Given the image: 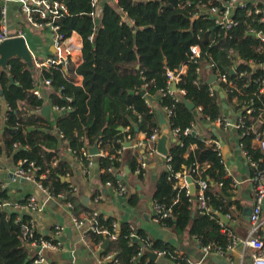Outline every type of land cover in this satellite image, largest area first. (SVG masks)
<instances>
[{"label": "trees", "instance_id": "trees-1", "mask_svg": "<svg viewBox=\"0 0 264 264\" xmlns=\"http://www.w3.org/2000/svg\"><path fill=\"white\" fill-rule=\"evenodd\" d=\"M61 1L69 13L58 18L60 31L65 35L74 31L82 38L83 60L76 72L82 75L83 82L82 86H77L70 76L63 77L55 69L41 71V77L51 79L53 92L48 95L49 102L66 108L54 117V123L42 114L43 98L33 94L38 76L35 77V73L16 57L10 59L7 70L0 69V99L6 104L0 117V153L4 145L14 163L27 159L39 165L41 169L35 173V180L52 196H62L76 203L68 182L61 179L71 172V166L66 160L57 159L60 143L84 164L86 158L82 149L96 145L102 183L110 181L116 187L120 180L108 169L124 168L125 162L129 173L142 179L144 174L135 172L141 155L130 147L138 131L148 136L160 126L158 113L147 104L149 97L155 95L159 96L160 110L171 128L183 129L192 121L203 126L213 123L218 117H225L223 105L226 104L228 113L236 111L244 121L237 128V135L247 157L258 160L264 156L251 143L254 136L251 126L264 112V92L260 91L261 80H264V66H261L264 65V40L247 32L254 19V26L264 33V23L258 22L257 16H247L243 10L236 9L234 15L240 20L239 24L225 30L208 17L191 18L190 11L198 0H112L101 1L97 23L91 14L95 11L91 0ZM193 43H199L203 51L212 56L216 69L222 72H226L232 63L227 58V50L235 51L236 69L244 72L241 76L227 72L235 88L224 92L225 85L220 83L210 95L207 78L195 71L200 62L189 59V47ZM249 62L253 63L252 67ZM182 65L186 71L176 86L185 91L183 97L176 100L170 93L161 94L167 86V71ZM141 88L146 91L144 96L137 94ZM131 90L134 93H130ZM220 91L224 96L221 97ZM186 101L192 102L193 108H188ZM164 107L170 108L169 116ZM247 109H250L249 113ZM119 126L128 127V130H119ZM262 127L259 125V130ZM203 128L208 133L206 138L193 129L188 134L180 133L170 144L165 160L169 167L166 166L157 177L153 200L171 209V215L162 218V226L173 228L177 234L184 231L195 234L201 246L216 244L225 249L229 244L226 230L232 228L225 225L223 231L224 227L219 226L210 214L195 209V201L189 199L186 189L180 187L175 178L176 173L183 172L194 178L191 170L197 167L199 175L208 181L205 195L207 204L217 211L215 216L230 213V177H226L225 162L215 143L218 138L210 128ZM223 130V126L217 127L220 138ZM129 140H132L127 148L129 154L118 159L117 149ZM106 150L108 154H102ZM26 166V163L22 165ZM42 172H45L43 178L40 177ZM0 199H7V192L1 186ZM136 200L137 196L131 195L128 203L133 205ZM30 219L28 214L18 217L14 211L0 212V264H33L37 253L31 255L30 242L39 237L50 240L51 236H43L37 231L31 238L21 237L22 225ZM112 222L113 218L97 214L96 230H89L87 236L94 242L104 240L108 234L101 230L112 231ZM52 238V242H57ZM109 248L116 251L119 264H155L147 251H163V257L177 264H189L187 257L170 244L151 238L144 230L135 229L126 221L119 224Z\"/></svg>", "mask_w": 264, "mask_h": 264}, {"label": "crops", "instance_id": "crops-1", "mask_svg": "<svg viewBox=\"0 0 264 264\" xmlns=\"http://www.w3.org/2000/svg\"><path fill=\"white\" fill-rule=\"evenodd\" d=\"M101 1L105 2L112 0H98L97 7H99V11ZM249 1L264 8V0ZM3 3L6 5L7 9L6 27L9 33L18 34V31L22 32L23 36L26 38L27 44H29L27 41V34L25 32L26 29H23L26 22L20 12L18 3L16 0L0 2V4ZM258 17L259 16H257V21L264 23L260 21ZM254 21L255 20L253 19L252 23H249L250 26L256 30H261V28L257 29L254 26ZM40 30L41 45L46 55L45 57H47L54 51L50 32L45 28ZM73 37L74 39L80 40L82 43V38L78 33H73ZM74 57L75 62L71 67L70 77L73 84L82 86L83 77L76 72V69L83 60L82 50L80 52H76ZM249 64L251 67L253 66L252 62H249ZM32 71L33 74L35 73V77L38 76L36 68ZM210 74H212L211 71L207 68L206 64H204L202 76L207 78V82ZM37 81L38 78L36 77V82ZM52 91L53 89L50 88H42L44 105H51V102L48 100V95ZM158 97V95L149 97V106L152 110H155L158 113L159 121L160 114L162 112L160 110ZM0 101L1 117L2 112H4V109L6 108V104L2 99H0ZM224 105L223 107L226 108L225 118H228L234 124L239 116L238 112L234 111L233 113H228V106L226 104ZM57 114L58 113L55 111L49 109L47 116H49L54 123V117ZM258 116L255 118V122L251 126L252 128H258V126L261 125ZM194 123L196 134L202 138H206L208 135L203 127L210 128V131L214 133L212 130L213 128L218 133L217 127H219V125L214 124V122L206 123L209 124V126H206V124L203 126L199 123ZM262 126L263 127L261 129L263 130V123ZM123 130H128V127ZM134 138L133 143L132 140H129L132 143V146L129 147L133 150V152L137 150L138 153L142 155L143 149L141 147L134 146V142L137 140L144 141L146 133L138 131ZM221 139L225 144H227L229 150L228 160H223L225 162V170L227 174L230 175H226V177L229 176L230 178H235L237 180L235 188L231 187L232 195L229 198V202L231 203L229 205V210H231L229 213L230 218L227 217V222H224L222 226L224 227L225 225H228L232 229L226 230V232H232L238 238H242L246 235L249 229V220L245 216L244 210L251 208L253 203V188L250 180L253 168L250 166L246 156L241 151V148L238 147L239 136L237 135L236 128H224L223 137ZM251 143L252 145H255L252 140ZM127 148L128 146H126L122 151L124 154L122 155V159L126 158V155L129 154V150ZM57 150H59V157H57V159L60 160V158H62L66 160L71 166V172H67L65 176L61 177V179L68 182L69 187L71 186L74 188L73 191H70L75 198V204L70 199H64L62 196H52L36 180L33 181L24 177L16 176L15 170L17 168V163H14L11 154H7L4 145H2L0 153V186L7 192V199H5L6 204L1 206V212L5 211L6 213H9L10 211H14L17 213L18 217L22 216V214L30 215L31 218L35 220L36 231L43 236H52L55 231V227H60V236H63V240H60V247L58 249L42 250L45 264H70L71 262L74 264H111L110 261L105 259V255L107 253L115 251L110 248L107 249L110 245L111 239L106 237L104 240L94 242L90 236H87V232L89 230L84 232L82 228H78L73 223L74 217L91 215L93 212H96L98 215H102L103 217H111L113 218V221H116L119 224L122 221L129 222V224L135 229L144 230L151 238L167 242L179 253L184 254L187 257L189 264H236L237 262H240L241 264H250V248L248 247L237 244L233 249L226 250L223 254H217L214 252L206 253L202 250L203 245L201 246L195 234H190L187 231L177 234L173 228L162 226L161 224H157L153 221V193L157 177L167 166L163 156L153 155L148 158L147 168L144 173H142L144 176L140 180L134 174H130L129 172L125 173L123 178L120 180V183L125 187L126 192L123 196L125 197V200L121 201L118 197L116 187L111 184L106 185L105 183L100 182L99 173L101 169H99L96 161L97 154L91 155L93 163L86 170H84L83 166H81L71 150H68L63 143L59 144V149ZM102 154L107 155L108 150L103 151ZM139 157L140 156H138V161ZM126 165L127 163L125 162L124 166ZM40 177L43 178L44 175L42 176V174H40ZM215 188L219 189V185H216ZM131 195L137 196V200L133 205L128 203V198ZM31 196L34 197L37 203V208L35 210L28 207L21 208V206L25 204L27 199ZM22 200L25 201L21 202ZM212 217L216 219V216ZM225 228L226 227L222 228V230L224 231ZM105 240H108V243L104 246ZM30 253L31 255L37 253L36 248L31 244ZM152 261L163 264H177L172 259L163 256H158L156 260Z\"/></svg>", "mask_w": 264, "mask_h": 264}, {"label": "built area", "instance_id": "built-area-1", "mask_svg": "<svg viewBox=\"0 0 264 264\" xmlns=\"http://www.w3.org/2000/svg\"><path fill=\"white\" fill-rule=\"evenodd\" d=\"M6 2L8 0H0V2ZM19 5L20 12L22 13L25 21L34 28L37 29H47L50 32L52 46L54 51L51 55L45 57L43 60L39 61L34 58L33 55V63L34 68H36L38 73V81L35 84L33 89V93L38 96L42 97V88H50L53 89L51 86V79L44 78L40 76L41 71L45 68L48 69H55L58 70L63 77L70 78L71 74V67L75 62V53L80 52L82 50V43L78 39H74L73 33L70 35H65L63 32L60 31V25L57 23L58 18L62 15H67L69 13L67 7L61 0H16ZM92 6L96 9L98 0H91ZM188 6L190 3L187 4ZM236 9H241L245 12L247 16H259L258 18L260 21L264 22V8L257 6L255 3H251L249 0H198L195 4L194 8L190 11L191 17H198L204 16L208 17L209 19L213 20V23L220 26L225 30H230L236 27L240 20L235 17L234 12ZM1 10V20H0V42L11 38L15 35H22V32L18 31V34H10L7 27H6V15L7 9L6 5L0 4ZM95 18V11L91 13ZM248 33H252L255 36L259 37L260 40H264V33L262 30H256L253 27L247 28ZM24 37V36H23ZM25 38V37H24ZM26 40V38H25ZM189 59L193 62H200L195 69L197 74H202L203 65L206 64L207 68L211 71L213 76H215V80L209 86V93L213 95L215 90H217L218 84H224L225 87L223 91L232 90L235 88V84L231 79L228 77L227 70L232 69L233 73L239 74V76L243 75L244 72L242 70L237 71L236 66L238 61L233 58L235 56V51L232 48L227 50V58L231 60V65L226 68V72H222L216 69V64L212 58V56L207 52L203 51V47L199 43H193L189 47ZM216 69V70H213ZM186 71L185 65L180 66L179 68H175L173 70L167 71V86L165 89L161 90V94L170 93L174 96V98L180 99L183 97L185 91L183 89L176 90L172 89V84H177L180 80V76L184 74ZM263 85L261 86L260 91L264 92V80H261ZM217 86V87H216ZM222 91V92H223ZM53 92V91H52ZM51 92V93H52ZM179 93V96L176 94ZM50 94V93H49ZM67 100H71L70 97L66 98ZM147 104L149 105V99L147 100ZM49 109L59 113L65 110V107H59L57 105H49ZM165 114L169 116L171 114V110L168 107L163 108ZM200 110V107H198ZM42 111V110H41ZM49 112V110H48ZM247 112H250V109H247ZM165 118V117H164ZM259 122L264 124V112H262L259 116ZM208 119V118H206ZM167 125L169 126L168 121L165 119ZM244 123L243 119L238 116L237 121L233 124L231 120L225 117H218L214 120V124L226 127H234L239 128ZM195 127L194 121H192L188 126L183 129L178 127L171 128L170 134L175 139L180 133L188 134L191 132ZM160 126L153 129V131L146 136L144 141L137 140L134 142V146L141 147L143 150V154L139 157V167L135 171L136 173H143L148 164V158L153 155H159L156 152L155 144L156 139L160 133ZM251 131L253 133L252 141L255 143V147L261 150L264 154V129L259 130L257 127L252 128ZM216 145L219 147V140L215 141ZM126 143H121L120 147L117 149V153L119 154L118 159L122 156V151L125 149ZM239 148L246 156L247 161L249 162L250 166L253 168L252 175L250 180L252 182L253 188V203L250 208V213L248 214L249 220V229L246 235L242 238H238L232 232H228L229 236V244L225 249L221 246L216 244H206L202 246V250L204 252H214L217 254H223L226 250L233 249L237 244L243 245L244 247L250 248V264H264V156H262L258 160L249 159L246 155V152L242 149V144L239 142ZM220 149V148H219ZM70 150V149H68ZM221 153V152H220ZM82 155L86 158V164L84 162L79 161L83 169L86 170L89 166L92 165L93 161L91 160V155L88 154L87 149H82ZM168 157H164V160H167ZM24 163L27 164L26 167H22ZM167 167L169 165L167 164ZM41 167L37 165L33 161H28L27 159H20L17 162V168L15 170V174L18 177H24L28 180H35V173L40 170ZM109 171H113L116 175L118 180H121L125 175V167L124 168H117L112 169L111 167L108 169ZM193 173L194 178L192 175L186 172L183 173H176L175 178L178 179L177 184L180 187L186 189V195L189 196V199L194 202V207L201 213L210 214L211 216H215L217 213L216 210L212 209V207L207 204V197L205 195V191L208 187V181L203 176L199 175L198 168L195 167L191 170ZM42 176H45V172L41 173ZM226 175L227 174L226 172ZM230 176V175H229ZM228 176V177H229ZM191 178V183L194 185L195 190L191 193L189 191L186 178ZM106 185H110V181L105 182ZM222 185V182L219 183ZM237 185V180L235 178H230V186L235 188ZM71 187V186H70ZM69 187V188H70ZM72 191L74 190L73 187L70 188ZM118 196L125 195V187L118 181L116 186ZM5 200L0 199V206L5 205ZM28 207L32 210L37 208V203L34 197H29L25 204L21 206V208ZM153 210L154 216L153 221L157 224L162 223V218L168 217L171 215V209L166 208L164 205L158 204L153 200ZM98 213L93 212L91 215H84L82 217H74L73 223L78 227L82 228L84 232L86 230H96L95 226V216ZM226 217L230 218V214H227ZM216 221L219 226L222 227L224 221L216 217ZM119 228V223L116 221L112 222V231H108L106 228L102 229L101 232L104 234H108V237L111 240L116 238V231ZM60 227L56 226L55 231L53 232L50 240L44 239L39 237L37 240H32L30 244L35 248H39L37 251V257L33 260V264H42L44 262V257L42 255V250L45 249H58L61 245V241L58 238L60 236ZM36 233L35 229V220L31 218L28 223L22 225L21 228V237L24 238H31ZM52 237H54L57 242H52ZM158 256H162L164 254L163 251L155 252ZM116 251L109 252L105 255V259L110 261L111 264H119V260L116 258ZM70 264H74L71 262ZM155 264H163L155 261ZM236 264H241L237 262Z\"/></svg>", "mask_w": 264, "mask_h": 264}, {"label": "water", "instance_id": "water-1", "mask_svg": "<svg viewBox=\"0 0 264 264\" xmlns=\"http://www.w3.org/2000/svg\"><path fill=\"white\" fill-rule=\"evenodd\" d=\"M95 22H99V7H97L96 12H95ZM18 58L22 60L28 69L31 71L34 69V63H33V54L31 50L29 49V46L25 40V38L22 35H15L12 36L11 38L5 39L0 42V69L7 70L9 68V61L12 58ZM229 74L233 73L232 69H228ZM33 73V71H32ZM10 80L13 81L12 77H10ZM215 80V76L213 74L209 75L208 78V83H211ZM217 87V86H216ZM177 86L175 83L172 84V89L176 90ZM130 93H134V91H130ZM138 95L144 96L146 94V91L144 88H141L140 91L137 92ZM176 94L179 96V93L176 92ZM223 96V94H220ZM186 106L188 108H193V103L186 101ZM225 106V105H224ZM49 110V105H44L42 107V114L44 116H47ZM160 133L156 139V144H155V149L156 152L163 156V157H168L169 155V146L172 142L175 141V138L171 136L170 134V129L169 126L167 125L164 115L161 113L160 114ZM206 126H209V124H206ZM31 129V127H30ZM119 130H123V126H119ZM214 131V135L218 138L219 140V148L221 152V156L223 160H228L229 158V150L227 144H225L222 139L219 137V134L215 131V129L212 128ZM131 141L126 142V146H130ZM88 152L90 155H96L98 154V148L96 145L88 147ZM125 171L126 173L129 172L127 165L125 166ZM187 182L189 183L188 188L189 191L192 193L195 190L194 185L191 183V178L187 177L186 178ZM121 201L125 200V197L118 196ZM0 212H1V206H0ZM250 213V208H247L244 210L245 216L248 218V214ZM219 217L224 221L227 222L228 218L226 217L225 214L220 213ZM60 240H63V236L58 237ZM108 243V240L104 241V246ZM36 251H39V248H36ZM147 255L151 260H156L157 254L155 252L147 251ZM27 262V259L25 260V263ZM42 264H45L43 262Z\"/></svg>", "mask_w": 264, "mask_h": 264}, {"label": "rangeland", "instance_id": "rangeland-1", "mask_svg": "<svg viewBox=\"0 0 264 264\" xmlns=\"http://www.w3.org/2000/svg\"><path fill=\"white\" fill-rule=\"evenodd\" d=\"M26 22V21H25ZM23 29L27 34V41L29 42V49L31 50L34 58L41 61L45 58V53L41 45L40 39V29L31 27L27 22L24 25Z\"/></svg>", "mask_w": 264, "mask_h": 264}, {"label": "bare ground", "instance_id": "bare-ground-1", "mask_svg": "<svg viewBox=\"0 0 264 264\" xmlns=\"http://www.w3.org/2000/svg\"><path fill=\"white\" fill-rule=\"evenodd\" d=\"M0 15H1V10H0ZM7 19V18H6ZM46 190V189H45Z\"/></svg>", "mask_w": 264, "mask_h": 264}]
</instances>
